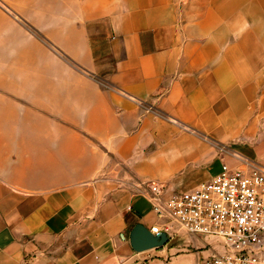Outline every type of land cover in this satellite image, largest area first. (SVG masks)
Listing matches in <instances>:
<instances>
[{"label":"crops","instance_id":"crops-1","mask_svg":"<svg viewBox=\"0 0 264 264\" xmlns=\"http://www.w3.org/2000/svg\"><path fill=\"white\" fill-rule=\"evenodd\" d=\"M0 14V264H203L167 193L264 168V0H9ZM189 238H192L191 236Z\"/></svg>","mask_w":264,"mask_h":264},{"label":"built area","instance_id":"built-area-1","mask_svg":"<svg viewBox=\"0 0 264 264\" xmlns=\"http://www.w3.org/2000/svg\"><path fill=\"white\" fill-rule=\"evenodd\" d=\"M154 213L189 236L200 238L214 254L203 264H264V168L225 163L194 188L167 193L156 181L143 182ZM172 224L152 226L170 237Z\"/></svg>","mask_w":264,"mask_h":264},{"label":"water","instance_id":"water-1","mask_svg":"<svg viewBox=\"0 0 264 264\" xmlns=\"http://www.w3.org/2000/svg\"><path fill=\"white\" fill-rule=\"evenodd\" d=\"M168 241L164 232L157 235L152 234L147 228L140 224L132 227L129 233V243L134 251H143L149 248L160 247Z\"/></svg>","mask_w":264,"mask_h":264},{"label":"rangeland","instance_id":"rangeland-1","mask_svg":"<svg viewBox=\"0 0 264 264\" xmlns=\"http://www.w3.org/2000/svg\"><path fill=\"white\" fill-rule=\"evenodd\" d=\"M0 14L14 17L16 19L22 18L20 13L14 12V10L11 9L9 0H0ZM169 224H172V230L170 233L172 237L171 243L176 246L178 251H182L186 248H202L199 243L194 244V241L196 240L195 237L191 236L192 238H189L190 236L186 234L177 224L175 225L173 222H170Z\"/></svg>","mask_w":264,"mask_h":264}]
</instances>
